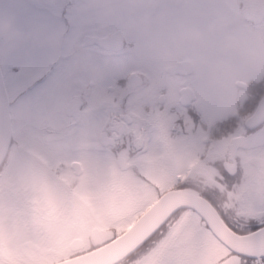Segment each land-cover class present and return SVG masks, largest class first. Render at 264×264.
I'll list each match as a JSON object with an SVG mask.
<instances>
[{"label": "flooded vegetation", "instance_id": "1", "mask_svg": "<svg viewBox=\"0 0 264 264\" xmlns=\"http://www.w3.org/2000/svg\"><path fill=\"white\" fill-rule=\"evenodd\" d=\"M20 1L0 0L10 119L0 264H57L98 248L168 189L192 190L234 233L264 225V41L254 47L264 0ZM23 44L25 71L17 62L4 71ZM35 44L51 50L35 56ZM128 53L144 65L123 69L118 87L89 62ZM111 264H264V255L231 248L181 206Z\"/></svg>", "mask_w": 264, "mask_h": 264}, {"label": "water", "instance_id": "2", "mask_svg": "<svg viewBox=\"0 0 264 264\" xmlns=\"http://www.w3.org/2000/svg\"><path fill=\"white\" fill-rule=\"evenodd\" d=\"M174 68L171 66L169 69L174 70ZM262 107H264V94L259 100L258 112ZM9 135L8 101L0 72V157L7 145ZM181 206H189L196 210L221 241L242 253L251 254L247 250L248 242L252 237H259L264 233V225L246 234L234 233L220 224L221 220L208 202L195 192L190 189H168L148 205L123 232L98 248L57 264H111L141 243L173 210Z\"/></svg>", "mask_w": 264, "mask_h": 264}, {"label": "rangeland", "instance_id": "3", "mask_svg": "<svg viewBox=\"0 0 264 264\" xmlns=\"http://www.w3.org/2000/svg\"><path fill=\"white\" fill-rule=\"evenodd\" d=\"M24 0L20 1V4L25 3L23 2ZM171 13V11L169 12ZM165 20H162L163 23H161V25L163 26L164 30L166 32H163L162 34H164L165 36H169L170 32H171V27L174 25L173 21H174V16L172 14H168L166 13V15L164 16ZM3 21V18H1V22ZM10 28H14L13 25H8V28H3L4 32H6L7 34H9V30H12ZM257 41H255L254 47H258L260 45H262V43L260 41H264V40H260L259 38H256ZM23 41V40H20ZM254 42V40H253ZM49 45H51L50 43H47ZM34 46H36V48L34 49V51L36 52L35 56H39V54L41 53L42 50H45L47 48H49L48 45H44L42 49L39 48L38 44H35ZM211 46H219L218 44L216 45H211ZM9 49L11 48V45L8 44ZM237 47H240V44H237ZM27 48V45H21L20 47H16V49L14 48L13 51H17V53L19 54V56H17V54H13V58H7L6 60L3 61V70L4 71H10V64L13 65L14 62H17V66L20 67V71H25V69L27 68V62L29 61L27 58H25V50ZM241 48V47H240ZM236 49V48H235ZM49 50H51L49 48ZM33 51V52H34ZM39 52V53H38ZM22 57H21V56ZM128 56V57H127ZM127 56H125L123 59H119L117 57H112V58H101L95 61H89L90 63L92 62L93 64H95V66H97L99 69H103V71L106 72V77H104V81L108 82V84L114 86V87H118V77L120 72L123 69H126L128 67L131 66V64L133 62L138 63L139 65H144L143 64V59H141L137 54H131L128 53ZM12 61V63H11ZM194 66L197 68V71H200V68L197 67V63L194 62ZM238 68H240L238 66ZM228 93V97L227 99H230V94ZM207 93L205 92L204 95H206ZM208 98L213 101V100H220L222 98H220V94L219 91H212L210 89V96L208 95Z\"/></svg>", "mask_w": 264, "mask_h": 264}, {"label": "snow or ice", "instance_id": "4", "mask_svg": "<svg viewBox=\"0 0 264 264\" xmlns=\"http://www.w3.org/2000/svg\"><path fill=\"white\" fill-rule=\"evenodd\" d=\"M247 250L251 254L264 255V233H261L259 237H252L247 244Z\"/></svg>", "mask_w": 264, "mask_h": 264}]
</instances>
